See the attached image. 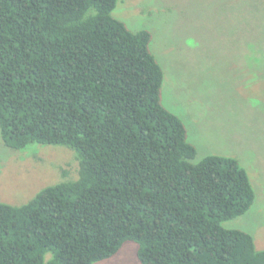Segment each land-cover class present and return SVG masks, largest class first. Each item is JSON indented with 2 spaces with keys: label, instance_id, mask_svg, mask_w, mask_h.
Instances as JSON below:
<instances>
[{
  "label": "trees",
  "instance_id": "trees-1",
  "mask_svg": "<svg viewBox=\"0 0 264 264\" xmlns=\"http://www.w3.org/2000/svg\"><path fill=\"white\" fill-rule=\"evenodd\" d=\"M116 3L0 0V138L77 162L73 180L0 202V264H95L128 242L140 264H264L250 234L223 226L254 204L245 169L194 161L162 106L151 34L113 18Z\"/></svg>",
  "mask_w": 264,
  "mask_h": 264
},
{
  "label": "rangeland",
  "instance_id": "rangeland-1",
  "mask_svg": "<svg viewBox=\"0 0 264 264\" xmlns=\"http://www.w3.org/2000/svg\"><path fill=\"white\" fill-rule=\"evenodd\" d=\"M112 17L150 32L164 74L162 106L184 124L194 161L232 157L245 169L254 204L223 226L250 234L264 250V0H117ZM75 157L61 146L10 150L0 138V202L18 206L71 180L63 171L75 172ZM136 248L125 243L95 264H140Z\"/></svg>",
  "mask_w": 264,
  "mask_h": 264
}]
</instances>
